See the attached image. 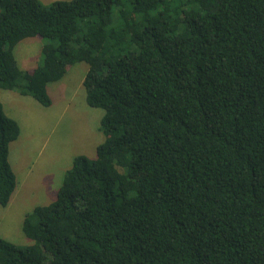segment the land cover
<instances>
[{
    "label": "trees",
    "instance_id": "trees-1",
    "mask_svg": "<svg viewBox=\"0 0 264 264\" xmlns=\"http://www.w3.org/2000/svg\"><path fill=\"white\" fill-rule=\"evenodd\" d=\"M77 61L104 139L24 215L31 243L0 236V264H264V0H0V88L50 106ZM19 133L0 101L1 206Z\"/></svg>",
    "mask_w": 264,
    "mask_h": 264
},
{
    "label": "rangeland",
    "instance_id": "rangeland-1",
    "mask_svg": "<svg viewBox=\"0 0 264 264\" xmlns=\"http://www.w3.org/2000/svg\"><path fill=\"white\" fill-rule=\"evenodd\" d=\"M40 1L48 3L52 0ZM27 41L32 43L29 51L25 47ZM41 43L42 40L35 37L17 41L11 49L15 61L18 60L26 69L36 66L41 62ZM86 69V62H74L60 79L46 83V90L52 99L50 106H43L30 95L25 96L32 99L37 107L43 108L42 112H45L47 120L45 126L32 123L25 128L21 119V115L27 113L24 98L16 96L17 94L7 98L9 90L0 88L3 111L8 115L14 113L22 126V132L12 141V150L9 152L16 168V179L20 177L12 198L14 203L0 206V234H7V240L15 244L32 242L21 229V217L33 206L53 200L56 189L51 193L47 189L52 185L58 188L73 156L85 154L94 157L95 146L104 139L99 129V116L103 109L89 106L85 102L81 78ZM14 103V107H11ZM17 104L20 106L19 110ZM28 169L32 175L27 174ZM21 201L23 206L15 208Z\"/></svg>",
    "mask_w": 264,
    "mask_h": 264
},
{
    "label": "crops",
    "instance_id": "crops-1",
    "mask_svg": "<svg viewBox=\"0 0 264 264\" xmlns=\"http://www.w3.org/2000/svg\"><path fill=\"white\" fill-rule=\"evenodd\" d=\"M29 38H31V37H27V38H25V39H29ZM36 38V37H35ZM32 43L30 42V41H27V43L25 44V47H26V49H27V51H29L30 50V45H31ZM18 62V63H17ZM17 65L21 68V69H23V70H30V69H32V68H29V69H26V68H24V67H22L21 65H20V63H19V61L17 60ZM82 78H83V76H82ZM82 78H81V80H82ZM13 94H17L16 96H22L24 99V101H25V105H24V107H25V110L27 111V113L25 114V115H21V119L23 120V123H24V126H25V128H26V126H28V125H30L31 126V124L33 123V124H35V125H37V126H45L46 125V123H47V120H46V114H45V112H42V110H43V108H40V107H37V105H36V103L32 100V99H29V98H27V97H25V96H27V95H21V94H19L17 91H14V90H9V91H7V93H6V95H7V98H10ZM12 97H14V96H12ZM18 101V100H17ZM14 105H15V103L14 104H11V107H14ZM18 105V104H17ZM3 106V105H2ZM17 109L19 110L20 109V106L18 105L17 106ZM37 112H41V113H37ZM7 113V112H6ZM7 115H8V113H7ZM8 116H10V117H12V118H14L15 120H17V122H18V124H19V127H20V133H19V135L21 134V132H22V126L20 125V121L18 120V118H16L15 117V114L14 113H12V114H9ZM32 127H35V126H32ZM31 138H29V140H30ZM11 144H12V141L9 143V152L11 153V150H12V148H11ZM8 152V159H9V162H10V164H11V167H12V169H13V171H14V173H15V175H16V168H15V165H14V163L12 164V160L10 159V153ZM28 175H32L31 174V171H30V169H28V173H27ZM19 180H20V177H18V179H16V186H15V189H14V191H13V193H12V195H11V198H10V200H9V202L7 203V206H9L10 204H12V203H14V199H12L13 198V196H14V194H15V192H16V190H17V187H18V184H19ZM59 187V186H58ZM57 190V188L54 186V185H52L51 187H49L47 190L49 191L50 190V193L53 191V190ZM23 201H21V203L20 204H17L16 206H15V208H20V207H22L23 206ZM1 206V205H0ZM6 206V205H5ZM34 207V206H33ZM24 217V216H23ZM23 217H21V223H22V220H23ZM2 219V217H0V220ZM19 220V221H20ZM7 234H0V236H2V237H4V238H6L7 239V236H6Z\"/></svg>",
    "mask_w": 264,
    "mask_h": 264
},
{
    "label": "bare ground",
    "instance_id": "bare-ground-1",
    "mask_svg": "<svg viewBox=\"0 0 264 264\" xmlns=\"http://www.w3.org/2000/svg\"><path fill=\"white\" fill-rule=\"evenodd\" d=\"M100 117V116H99Z\"/></svg>",
    "mask_w": 264,
    "mask_h": 264
}]
</instances>
